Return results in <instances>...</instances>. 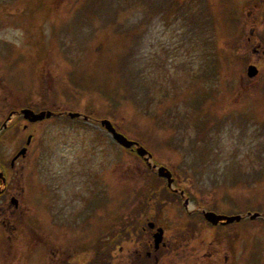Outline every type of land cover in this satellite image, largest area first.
Masks as SVG:
<instances>
[{
  "label": "rangeland",
  "instance_id": "1",
  "mask_svg": "<svg viewBox=\"0 0 264 264\" xmlns=\"http://www.w3.org/2000/svg\"><path fill=\"white\" fill-rule=\"evenodd\" d=\"M257 42L264 50V0H0V73L22 98L57 115L40 126L11 181L23 196L15 214L12 205L0 216V264L58 263L63 255H51L44 242L50 220L67 223L74 238L82 235L77 226L102 235L99 243L83 241L85 260L130 216L127 189L157 187L100 119L144 146L151 164L172 170L185 189L187 212L178 202L162 209L169 240L183 231L186 213L259 212L263 218L226 228L197 218V232L211 242L197 234L195 245L197 254L214 252L208 264H221V254L224 264H264V55L253 52ZM248 64L258 69L254 78L246 77ZM68 112L90 119L70 120ZM91 190L104 193L89 208ZM50 192L57 207L49 206Z\"/></svg>",
  "mask_w": 264,
  "mask_h": 264
},
{
  "label": "flooded vegetation",
  "instance_id": "2",
  "mask_svg": "<svg viewBox=\"0 0 264 264\" xmlns=\"http://www.w3.org/2000/svg\"><path fill=\"white\" fill-rule=\"evenodd\" d=\"M257 45V46H256ZM253 52L258 54L261 45L256 44ZM264 55V51L262 50ZM21 91L17 89L12 83L7 81L0 73V216H3L6 212L11 210L14 214L21 207V197L23 196L22 190L19 192L14 189L11 190L10 184L13 178L19 177L20 164L29 157L32 152V148L35 145L34 142L38 140V131L44 121L32 122L25 118L23 110H31L35 113L46 111L41 106H37L33 102L32 97L30 101L26 98H22ZM23 150V153H22ZM35 150V149H34ZM9 151V152H8ZM146 173V172H145ZM147 174V173H146ZM148 174H153L149 172ZM166 182V181H165ZM19 188V187H17ZM138 192L135 190V195L131 198L129 205L126 207V214L130 216L125 217V222L117 226H113L110 230L108 240L104 245L98 246V249H89L87 258L84 260V246L83 241L92 243H99L102 235L89 236L85 235L82 228L79 226L74 227L82 231V235L75 238L68 234L69 225L60 221L50 220L47 224L46 241L48 251L51 255L55 256L57 251H60L63 255L58 259V263L52 264H182V262L192 263V260L212 259L214 252H202L197 254L196 250V236L200 235V241L202 244L207 243L209 240L207 233L205 236L200 234L196 230V221L189 218V221L182 230H179V235L172 241L166 236V229L162 221V202L164 196L168 195L166 192H160L161 190L153 187H144ZM165 190L170 191L166 187ZM21 191V192H20ZM92 191V190H91ZM171 195L170 200L173 202H180L185 212L187 208L183 203V197H185V189L177 186V179L174 176L173 190L169 192ZM52 194L49 206L54 207L55 200L57 198ZM22 195V196H21ZM88 195L96 197V193L89 192ZM95 199V198H94ZM189 200V199H188ZM90 198L88 205L95 206V203H91ZM191 203V201H188ZM57 207V206H56ZM5 209V210H3ZM153 214V215H150ZM77 215V214H76ZM79 215V214H78ZM143 215H147L142 220ZM191 213H186V216ZM151 217V218H150ZM70 220H73L70 216ZM115 222V221H114ZM112 222V223H114ZM74 223V222H72ZM80 223H83L81 220ZM116 224V223H115ZM107 230L106 228L103 229ZM64 238L66 242L80 243L77 245L67 244L62 242L58 244L59 238ZM187 238V243H178L182 238ZM57 240V241H56ZM159 240V241H158ZM41 241V240H40ZM119 241V242H118ZM193 241V245L190 242ZM51 242V245L50 243ZM57 243V246H53L52 243ZM118 242V243H117ZM211 242V240H209ZM211 244V243H209ZM123 255V256H122ZM121 257V261L117 260V257ZM188 259V261H186ZM218 263L224 264V254L218 256L216 260ZM196 262V261H194ZM193 262V263H194Z\"/></svg>",
  "mask_w": 264,
  "mask_h": 264
},
{
  "label": "water",
  "instance_id": "3",
  "mask_svg": "<svg viewBox=\"0 0 264 264\" xmlns=\"http://www.w3.org/2000/svg\"><path fill=\"white\" fill-rule=\"evenodd\" d=\"M257 68L253 65L248 66L247 68V76L249 78H253L257 75ZM23 114L25 115V118L31 120V121H38L42 120L45 117L49 118L52 113L50 111L47 112H41L39 114H35L31 110H23ZM68 116L70 118L79 117L80 115L77 113H69ZM86 119V117H85ZM100 125L106 129V131L111 135L112 139L120 146L124 148H131L132 146H137L136 152L139 156L144 157L147 161L151 155L143 148L138 146V143L127 139L123 134L119 133L114 126L111 124L108 120H101ZM23 153V150H22ZM147 155V157H146ZM157 174L159 177L166 178L168 181V185L170 186L172 183L171 173L170 171L165 167H158L157 168ZM204 218L210 222L212 225H217L218 223L227 225L231 224L233 222H239L242 219V216L235 215V216H225V215H218L214 212H203ZM259 216V214H253L250 215V219H255ZM159 241V240H158Z\"/></svg>",
  "mask_w": 264,
  "mask_h": 264
},
{
  "label": "trees",
  "instance_id": "4",
  "mask_svg": "<svg viewBox=\"0 0 264 264\" xmlns=\"http://www.w3.org/2000/svg\"><path fill=\"white\" fill-rule=\"evenodd\" d=\"M157 187H158V189H159L160 187H162V185L159 184V185H157ZM163 187H165V186H163ZM159 190H160V189H159ZM246 221L252 222V221H250V220H246ZM229 226H230V225H229ZM224 228H226V226H224ZM118 242H119V241H118ZM118 242H117V243H118Z\"/></svg>",
  "mask_w": 264,
  "mask_h": 264
}]
</instances>
